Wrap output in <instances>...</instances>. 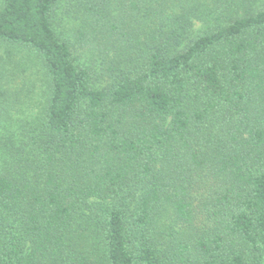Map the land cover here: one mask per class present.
<instances>
[{
  "label": "trees",
  "instance_id": "obj_1",
  "mask_svg": "<svg viewBox=\"0 0 264 264\" xmlns=\"http://www.w3.org/2000/svg\"><path fill=\"white\" fill-rule=\"evenodd\" d=\"M0 264H264V0H0Z\"/></svg>",
  "mask_w": 264,
  "mask_h": 264
}]
</instances>
